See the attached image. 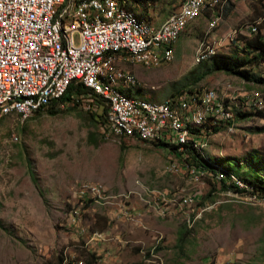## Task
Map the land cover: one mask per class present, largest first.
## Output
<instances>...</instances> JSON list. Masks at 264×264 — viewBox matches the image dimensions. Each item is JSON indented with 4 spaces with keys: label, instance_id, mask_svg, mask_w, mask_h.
Masks as SVG:
<instances>
[{
    "label": "rangeland",
    "instance_id": "rangeland-1",
    "mask_svg": "<svg viewBox=\"0 0 264 264\" xmlns=\"http://www.w3.org/2000/svg\"><path fill=\"white\" fill-rule=\"evenodd\" d=\"M143 1L154 25L183 2ZM212 19L189 24L172 61L122 66L141 68L140 99L215 90L232 117L209 128L202 154L264 187V62H244L258 51L242 39L264 35V0H232L210 30ZM203 44L216 53L197 62ZM60 108L0 117V264H264L263 196L196 181L190 155L108 135L93 97Z\"/></svg>",
    "mask_w": 264,
    "mask_h": 264
},
{
    "label": "built area",
    "instance_id": "built-area-1",
    "mask_svg": "<svg viewBox=\"0 0 264 264\" xmlns=\"http://www.w3.org/2000/svg\"><path fill=\"white\" fill-rule=\"evenodd\" d=\"M231 1L183 0L158 26L130 8L136 5L133 0H0V117L27 120L60 102L71 85L81 84L91 91L86 97L98 96L108 105V135L156 144L182 158L197 151L208 159L201 152L204 139L209 128L232 117L227 102L213 89L184 92L163 102L128 95L123 90L138 88L139 81L121 65L153 69L172 61L189 24L211 12L209 28H216ZM215 53V46L203 44L197 62ZM193 165L196 181L207 175L238 193L250 192L253 200L264 197L225 166L212 163L213 169L201 170ZM194 201L188 196L183 203Z\"/></svg>",
    "mask_w": 264,
    "mask_h": 264
},
{
    "label": "trees",
    "instance_id": "trees-1",
    "mask_svg": "<svg viewBox=\"0 0 264 264\" xmlns=\"http://www.w3.org/2000/svg\"><path fill=\"white\" fill-rule=\"evenodd\" d=\"M133 1H134V3H138V5H140V3H143V5H144V3H145L143 0H133ZM130 8L134 9L141 17L146 18V16L143 15V13H141L137 10L136 5L133 6L131 4ZM259 28H261V27H259ZM242 39L246 45V49L254 48L258 51V55H256L253 59L244 60V62L247 65H251V66H256V65L264 62V35L261 34V31L259 30L257 33L253 34L251 37H244L243 36ZM90 92L91 91L88 88H86L85 86H83L81 84H78V85L73 84L70 86L67 95L60 102H56V103L52 104L50 107H48L46 109V112L50 115H57L63 111L60 108L62 105H64L63 106L64 108H68L69 104L76 105V102L80 101L81 98H83V96H87L88 94H90ZM189 92H193V90H190ZM72 95H75V98H72ZM94 99H95V102H97L99 105H101L102 107H105V113L107 114L108 108H109L108 105L98 96L94 95ZM42 111L43 110H40L37 113H41ZM191 158L194 160L197 168H199L201 170H209L210 168L213 169L212 162L209 161L208 159L203 158L201 156V154L198 153L197 151H191ZM247 183L251 187H253V189L255 191L264 194V187L263 186L258 185L254 181H247ZM224 188L228 189V186H226L224 184ZM89 264H92V263H89Z\"/></svg>",
    "mask_w": 264,
    "mask_h": 264
},
{
    "label": "crops",
    "instance_id": "crops-1",
    "mask_svg": "<svg viewBox=\"0 0 264 264\" xmlns=\"http://www.w3.org/2000/svg\"><path fill=\"white\" fill-rule=\"evenodd\" d=\"M159 25H161V24H159ZM158 25V26H159ZM122 64H124V63H122ZM122 66V65H121ZM123 67V66H122ZM123 68H126V67H123ZM128 69V68H127ZM130 70V69H129ZM134 71H135V73L134 72H132L133 74H135V75H137V74H139V73H141V68L140 67H135L134 68ZM137 77V76H136ZM137 88H131V89H124L123 91L125 92V93H127L128 95H131V96H134V91H137L136 90ZM135 97V96H134Z\"/></svg>",
    "mask_w": 264,
    "mask_h": 264
}]
</instances>
